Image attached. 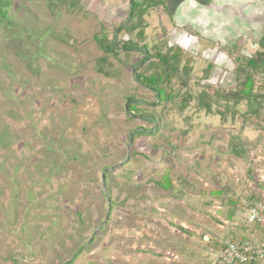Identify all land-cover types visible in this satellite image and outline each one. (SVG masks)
<instances>
[{"label":"rangeland","instance_id":"1","mask_svg":"<svg viewBox=\"0 0 264 264\" xmlns=\"http://www.w3.org/2000/svg\"><path fill=\"white\" fill-rule=\"evenodd\" d=\"M9 1L0 264H218L226 241L264 235L245 219L264 201V70L246 66L264 52V0L177 17L157 6L130 32L129 0ZM101 25L138 49L99 67ZM176 48L172 97L160 103L134 69L146 58L138 73L149 74L157 52ZM246 77L255 113L234 94Z\"/></svg>","mask_w":264,"mask_h":264},{"label":"trees","instance_id":"2","mask_svg":"<svg viewBox=\"0 0 264 264\" xmlns=\"http://www.w3.org/2000/svg\"><path fill=\"white\" fill-rule=\"evenodd\" d=\"M67 0H57V2L65 3ZM72 4V3H71ZM58 6V5H57ZM74 6V4H72ZM157 6L165 7L164 0H129V15L130 22L124 27V30L130 32L132 30L131 22L135 19H141L145 13ZM12 9V2L9 0H0V18L4 20V18L9 14V11ZM115 30L113 36L110 38L108 35V31L104 25H101L99 31L94 36L93 40L97 46V48L102 53L103 57L99 60L98 65L106 64L110 59L117 60L120 52H124L126 54L130 53L133 50H137L138 47L134 42L128 39L126 42L120 43L117 41ZM138 37L142 36V31H139ZM259 45L262 49H264V32L261 36V40ZM142 49L146 50V46L143 45ZM171 51V50H170ZM181 56L180 49L176 48L172 50L171 53L161 54L157 52L154 55L157 62L155 65L150 66L147 72L151 73H138V71L143 67L142 63L146 61V58L139 62L141 65L140 68L134 69L135 72V80L141 85L144 86L151 91L156 93L158 99H160V103L166 102L170 100L172 97L167 91V86L171 83L172 76L176 73L178 63V59ZM135 66V65H134ZM246 66L252 70L261 69L264 70V52H260L255 55L253 58L247 61ZM98 72L101 73V70L98 69ZM253 82L250 78L246 77L242 83V88L234 93L240 100H245L247 102L248 109L252 112H256V107L258 103L256 102V98L252 92ZM134 101L127 104V110L131 114L136 113L140 114L141 112L136 110L134 107ZM134 135H132L131 140H133ZM231 151L239 155L242 151L240 147H234ZM164 191H168L171 188L170 181L167 177H163L162 182L158 184Z\"/></svg>","mask_w":264,"mask_h":264},{"label":"built area","instance_id":"3","mask_svg":"<svg viewBox=\"0 0 264 264\" xmlns=\"http://www.w3.org/2000/svg\"><path fill=\"white\" fill-rule=\"evenodd\" d=\"M246 223L264 229V201L252 202L246 210ZM218 264H259L264 262V244L257 245L248 240L226 241L217 251Z\"/></svg>","mask_w":264,"mask_h":264},{"label":"crops","instance_id":"4","mask_svg":"<svg viewBox=\"0 0 264 264\" xmlns=\"http://www.w3.org/2000/svg\"><path fill=\"white\" fill-rule=\"evenodd\" d=\"M231 5L232 0H164L165 7L173 16H180L183 13L193 12L197 8H213L218 3H224V6ZM247 238L253 239V243L257 245L264 244V235L247 234ZM204 239H206L204 237ZM263 240V241H262Z\"/></svg>","mask_w":264,"mask_h":264},{"label":"water","instance_id":"5","mask_svg":"<svg viewBox=\"0 0 264 264\" xmlns=\"http://www.w3.org/2000/svg\"><path fill=\"white\" fill-rule=\"evenodd\" d=\"M130 19V15H129V18H128V20ZM130 136H131V134H130ZM102 179H103V177H102Z\"/></svg>","mask_w":264,"mask_h":264}]
</instances>
